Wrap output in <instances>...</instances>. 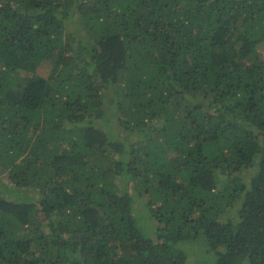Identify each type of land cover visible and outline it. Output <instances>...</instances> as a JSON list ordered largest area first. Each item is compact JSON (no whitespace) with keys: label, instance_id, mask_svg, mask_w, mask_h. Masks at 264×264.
<instances>
[{"label":"trees","instance_id":"16d2710c","mask_svg":"<svg viewBox=\"0 0 264 264\" xmlns=\"http://www.w3.org/2000/svg\"><path fill=\"white\" fill-rule=\"evenodd\" d=\"M260 42L264 0H0V264H264Z\"/></svg>","mask_w":264,"mask_h":264},{"label":"rangeland","instance_id":"374dc122","mask_svg":"<svg viewBox=\"0 0 264 264\" xmlns=\"http://www.w3.org/2000/svg\"><path fill=\"white\" fill-rule=\"evenodd\" d=\"M75 19H77V18L75 17ZM257 54H258V57L260 59H264V42L258 43V45H257ZM51 65H52V62H45V63L44 62H40V63L37 64V66H36V68L34 70V73H37L39 75H42L43 77H46L48 75V73L50 72ZM0 66H1V62H0ZM28 74H31V73L23 71V70H19V75L21 76V78L24 77V75H28ZM147 123L157 124L158 120L157 119L147 120ZM122 132H126V134H128L127 131L122 130ZM130 135L132 137H135L134 134L130 133ZM128 137H129V135H128ZM136 138L140 139L141 137L137 136ZM0 177H2L5 180L3 174H0ZM10 187L12 189H16V186H10ZM19 190L20 191H29L31 193L35 192L34 189H31L29 187L28 188L20 187ZM6 197L8 199H11V197H9V195H7ZM135 208H138V206H136ZM181 246H182V248H184L187 251L188 259L190 260L191 264H199L202 261V259H206L207 260V258L211 255V253H209L207 251L206 243H205V241L202 238H195V239H192L190 241L183 242L181 244Z\"/></svg>","mask_w":264,"mask_h":264}]
</instances>
